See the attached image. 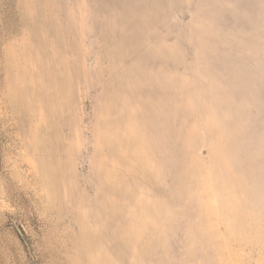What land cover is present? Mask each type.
Here are the masks:
<instances>
[{"label":"rangeland","instance_id":"1","mask_svg":"<svg viewBox=\"0 0 264 264\" xmlns=\"http://www.w3.org/2000/svg\"><path fill=\"white\" fill-rule=\"evenodd\" d=\"M0 264H264V0H0Z\"/></svg>","mask_w":264,"mask_h":264}]
</instances>
